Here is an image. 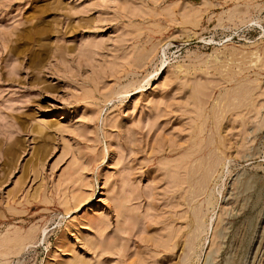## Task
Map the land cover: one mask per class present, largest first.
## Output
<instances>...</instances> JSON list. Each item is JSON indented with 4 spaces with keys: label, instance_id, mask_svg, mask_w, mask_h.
Wrapping results in <instances>:
<instances>
[{
    "label": "rangeland",
    "instance_id": "obj_1",
    "mask_svg": "<svg viewBox=\"0 0 264 264\" xmlns=\"http://www.w3.org/2000/svg\"><path fill=\"white\" fill-rule=\"evenodd\" d=\"M0 264H264V0H0Z\"/></svg>",
    "mask_w": 264,
    "mask_h": 264
},
{
    "label": "bare ground",
    "instance_id": "obj_2",
    "mask_svg": "<svg viewBox=\"0 0 264 264\" xmlns=\"http://www.w3.org/2000/svg\"><path fill=\"white\" fill-rule=\"evenodd\" d=\"M215 148L217 149L218 147H215ZM220 148H222V147H220ZM220 148H219V149H220ZM220 150H221V149H220ZM218 151H219V150H218ZM218 151L216 150V152H218ZM219 153H221V154L223 155V152H222V151H219ZM222 155H221V156H222ZM221 156H220V157H221ZM216 157H217V155H216ZM218 158H219V156H218ZM223 158H224V157H223ZM216 159H217V158H216ZM219 159H220V161L222 160L221 158H219ZM224 159H225V158H224ZM224 159H223V160H224ZM227 159H228V158H227ZM216 161H217V160H216ZM211 162H212V161H211ZM218 162H219V161H218ZM218 162L213 161V163H215V164L218 163ZM198 164H199V163H198ZM198 164H197V165H198ZM215 166H216V165H215ZM215 166H214V168H215ZM217 166H218V164H217ZM217 166H216V167H217ZM221 166H223V165H221ZM211 169H212V168H211ZM206 170H207V169H206ZM212 170H213V169H212ZM212 170H211V173H212ZM214 170H215V169H214ZM208 171H209V170H208ZM215 171H216V170H215ZM213 173H214V172H213ZM213 173H212V174H213ZM203 175H204V174H203ZM206 176H207V174H206ZM208 176H209V175H208ZM210 176H211V175H210ZM202 177H203V176H202ZM207 181H208V180H207ZM204 189H205V187H204ZM204 189H203V190H204ZM199 191H200V190H199ZM197 193H198V192H197ZM198 194H199V193H198ZM211 194H212V193H211ZM211 194L207 197V200L205 201V203H206L208 206L211 205V204L213 203V196H212ZM194 196H195V195H194ZM207 205H206V206H207ZM194 222H195V221H194ZM201 222H202V221H201ZM198 223H199V222H198ZM200 224H201V223H200ZM198 226H199V224H198ZM198 226H197V227H198ZM202 226H203V225H201L200 229L202 228ZM195 229H196V228H195ZM196 230H197V229H196ZM198 231H199V230H198ZM200 232H201V231H200Z\"/></svg>",
    "mask_w": 264,
    "mask_h": 264
}]
</instances>
